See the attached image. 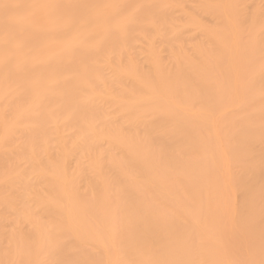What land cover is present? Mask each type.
I'll use <instances>...</instances> for the list:
<instances>
[{"label": "bare ground", "instance_id": "bare-ground-1", "mask_svg": "<svg viewBox=\"0 0 264 264\" xmlns=\"http://www.w3.org/2000/svg\"><path fill=\"white\" fill-rule=\"evenodd\" d=\"M0 264H264V0H0Z\"/></svg>", "mask_w": 264, "mask_h": 264}]
</instances>
